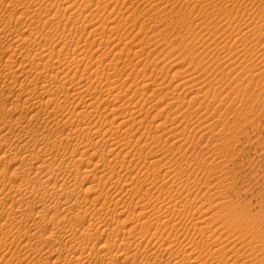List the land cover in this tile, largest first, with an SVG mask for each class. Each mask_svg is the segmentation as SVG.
<instances>
[{
  "label": "rangeland",
  "instance_id": "1",
  "mask_svg": "<svg viewBox=\"0 0 264 264\" xmlns=\"http://www.w3.org/2000/svg\"><path fill=\"white\" fill-rule=\"evenodd\" d=\"M0 3V30L3 35L0 57L4 55V50L16 53L18 63L13 64V67H19L21 73L24 71L17 78L21 86L18 83L15 94L20 92L19 88L28 90L34 86L35 82L32 84V80L35 81L36 68L37 71L42 70V65L35 64L39 61L35 62L32 56L25 59L24 67H27L23 70L18 66L21 60L18 55L23 51L34 52L36 46H43L45 53L52 55L53 61L52 67L46 70L47 74L62 70L60 75H66L69 80L65 92L77 97L76 101H69L64 107L58 108L55 120H61V123L62 119L68 121L67 130L73 126V136L64 134V138H61L64 141L62 146L75 142L79 148L74 152L71 145L69 152L73 158L69 153L66 156L67 162L72 159L82 170L94 171L97 167L102 169L105 164L103 159L112 158L117 160V167L122 163L128 167L122 165L126 172L123 171L119 179L115 176V180H110L106 175L101 182H98V178L102 176L100 168L96 170L98 175L95 177L97 172L92 171L93 174H80L79 180L71 178L72 175L68 174L70 168H63L61 178H56L55 182L53 177L54 180L50 183L52 187L49 185L45 189H48L46 194L49 192L51 195H45L44 199L54 202L61 194V185L66 178H71L72 183L80 182L82 187L74 193L73 198L80 196L79 200L86 199V206L84 202L77 209L82 211L80 215L83 213L87 225L97 226L101 219H106L105 222L114 226L116 218H119L127 221L121 228L129 230L134 226L131 241L133 245L128 249L122 250L126 246L123 245V234L119 233L112 238L117 240L116 245H121L119 253H126L131 248L130 255L136 254L130 260L132 264H154L156 261L158 264H169L166 261L169 255V258L177 257L178 264H195L193 261H202L204 264H264V0H0ZM13 10L15 14L11 19L7 11L14 12ZM10 19L17 28L7 24ZM26 35L31 38L24 40L20 37ZM71 60L73 63H70ZM31 65L37 67L34 69ZM57 65L59 68L55 67ZM29 66L34 74L26 79L24 74L27 73L26 69H31ZM19 71L15 72L17 77ZM3 80L4 78L1 79L2 82ZM55 87L52 84L45 89L54 91ZM78 91L80 95L76 93ZM114 92L120 95L116 97L120 100L112 98ZM23 95L20 96L19 103L24 105H20L19 109L13 104L15 95L0 100V110L2 106L5 108L4 113L0 114V127L6 124L8 127L11 122L18 123L14 121L17 116L24 112L26 115L19 126L15 127V123L12 125V137L8 134V138L2 136L0 139V167L7 169L4 173V170L0 172L4 176L3 179L0 178V208L4 206L0 211L6 212L4 219L0 221V264H53L57 254L49 259L40 257L49 253L50 248L47 247L56 239L49 230L54 223L59 222L60 226L71 224L76 213L72 211V215L65 216L66 212L61 210L56 211L57 213L55 210L42 212L37 206L30 207L20 203L12 208V200L6 196L14 194L13 190L21 183L23 176L30 174L29 177L39 182L40 178L51 176L48 175L51 169L43 171L44 173L38 171L36 175L38 162L23 163L28 168H23L22 171V166L16 168L21 165L20 160L26 148L37 150L38 146L48 143L45 140L48 136L50 140L56 139L49 133L45 139L42 138L45 134H39V142L33 138L30 140V135L28 138L24 136L20 125L27 123L32 113L24 110V107L35 100H28ZM33 98L38 100L47 97L35 93ZM89 101L92 103H88ZM132 110H137L138 113L141 111L142 114L144 112L147 116H143L150 118L143 126L135 124L134 128H129L132 131L126 132L125 128L132 122L123 127H118L117 122L125 119ZM113 117L117 118L116 121L113 120L117 127L112 121ZM10 118H13L11 122ZM86 119L91 120L87 123ZM40 122V126H43L46 119H41ZM155 123H160L158 129ZM17 131L22 133L24 140ZM73 133H77V136ZM18 134L22 140L17 142L26 146L22 147L14 141L19 138L16 136ZM148 134L157 135L158 142L146 136ZM109 135L117 141H123L122 138L128 136L131 143L121 144V147L110 152L107 144ZM76 138L80 139V144ZM138 138L139 143L136 142ZM85 141L86 147H82ZM12 147L14 148L11 149ZM5 151L9 152L8 155ZM60 152L63 151L60 149ZM49 153L48 157L54 156L53 152ZM140 154H150L151 157H147L153 161L146 163L137 160L136 156ZM47 155L45 153L39 160L43 162L44 158H48ZM61 155L64 156L63 153L57 155L60 157L56 156V161L62 162ZM59 162H54L51 166L54 168ZM89 163L97 167L94 168ZM75 167L77 164L72 170ZM35 175L37 178H34ZM89 185L96 190H87ZM25 187L22 185V188ZM22 188L17 196L24 194L27 198L29 189ZM54 194L56 197L52 199ZM100 194H104V198ZM95 196H98L101 203L93 208L90 201L98 199ZM77 209L74 211L79 212ZM41 212L45 216L38 217ZM26 214L30 216L27 222ZM98 215L101 219L95 218ZM115 216L117 217L114 218ZM2 222L5 224L1 225ZM195 224L200 228L204 226L203 233L206 234L196 230L195 227L198 226ZM142 226H147L149 232H145L146 229ZM40 228L46 232L42 239L30 241L37 248L39 256L29 258L22 255L23 261L20 262L16 250L26 247V240H22L23 230L27 229L32 234L33 231L39 232ZM102 231L101 227L99 233ZM56 242V246L60 247L61 240ZM76 243L80 245L78 241ZM155 247L160 248V259L151 256L148 260L146 249L155 250ZM24 250L27 251V248ZM122 259L123 257L118 256L117 264H122ZM133 260L135 261L132 262Z\"/></svg>",
  "mask_w": 264,
  "mask_h": 264
},
{
  "label": "bare ground",
  "instance_id": "2",
  "mask_svg": "<svg viewBox=\"0 0 264 264\" xmlns=\"http://www.w3.org/2000/svg\"><path fill=\"white\" fill-rule=\"evenodd\" d=\"M3 1H5V0H3ZM4 3V2H3ZM1 4V3H0ZM3 5V4H2ZM10 7H12V6H10ZM14 7V6H13ZM7 10H9V9H7ZM18 10V9H17ZM14 11V10H13ZM10 15H9V18H14V14H15V11L14 12H12V11H7ZM18 12V11H17ZM2 14V13H1ZM21 14V13H20ZM19 14V15H20ZM23 15L24 14H27V13H22ZM18 15V14H17ZM18 15V16H19ZM8 18V19H9ZM9 20V22L10 23H8L7 22V24H10V26L12 27V26H14V28H17L14 24H15V22L13 21V20ZM3 20V19H2ZM3 22H5V21H3ZM3 22H1V23H3ZM17 22V21H16ZM1 25V24H0ZM4 26H5V24H4ZM9 26H7V28H8ZM5 28H6V26H5ZM2 29V28H1ZM3 29H4V27H3ZM10 29V28H9ZM19 29V28H18ZM18 29L16 30V31H18ZM8 30V29H7ZM249 30V29H248ZM5 31V30H4ZM9 31V30H8ZM8 31H6V32H8ZM15 31V30H14ZM19 32V31H18ZM31 32V31H30ZM29 32V35L31 34ZM245 33H248V31L247 32H245ZM12 34H13V31H12ZM12 34H10V35H12ZM5 36V35H4ZM6 36H8L9 37V35L6 33ZM17 36V35H16ZM28 35H26V37H24V36H20V37H23V39L24 40H28L29 38H31V37H27ZM8 37H4V38H8ZM15 37V36H14ZM2 38H3V35H2V33H1V30H0V41L2 40ZM10 38V37H9ZM13 38V37H12ZM16 39V38H15ZM19 39V37L17 38V40ZM22 39V40H23ZM22 41V42H24L25 43V41ZM14 41V40H13ZM30 41V40H29ZM46 44V43H45ZM40 45V44H39ZM46 45H48V44H46ZM49 46V45H48ZM1 47V46H0ZM16 47V46H15ZM33 47H34V45H33ZM33 47H31V48H33ZM37 47V48H36ZM34 49V52H20V54L18 55V56H20L21 57V60L19 61V65L18 66H21L22 67V69L24 70L26 67H24L25 66V59H27L28 57H30V56H32V58H34L33 60H35V62L36 61H39V62H34L35 64H40V65H42V67L39 65V67H41L42 68V70L41 71H37V66H35L34 67V65H31V66H33V68L35 69L36 68V73L34 74V72H33V69H32V67L31 66H29V67H31V69L30 70H28V69H26L27 70V73L26 74H24V76L26 75V79H30L29 77L32 75V74H34V79H35V81L34 80H32L33 82H32V84L35 82V84H34V86H32L30 89H28V90H25L24 88H19V89H21V90H19L20 92L19 93H17V94H15V89H17V85H18V83L20 82L19 81V79H17V78H19L20 77V75L21 74H23V72L24 71H22V73L18 70V68H16V69H14V65L13 64H15V63H18L17 61H18V59L16 58V56H15V54H14V52H10L9 53V51H6L5 52V50L3 51L4 52V55L3 56H1L0 57V84H1V89H0V100L2 99L3 100V98L4 99H8L9 97L11 98V97H13L14 95H15V102H13V104H14V106H16L17 108L19 107L20 108V105H22V104H20L19 103V98H20V96H22L23 94L24 95H26V97H27V99L28 100H35L34 102H31V104L30 105H26V107H24L23 109L24 110H26L27 109V111H31L32 113H31V115H29V120L27 121V123H25V124H23V125H20V127L22 128L21 130H22V132L24 133V136H27V138H28V135H30L31 137L29 138L30 140H32V138L33 139H35V140H37L38 142H39V139H40V135L39 134H45L44 135V137H42V138H46L47 136L46 135H48V133L49 134H51V135H53L54 137H56V139H54V141H52V140H50L49 139V136L47 137L48 139H45L48 143L46 144V142H45V145L43 144L42 146L40 145V146H38L39 148L36 150V149H33L32 147V149H29L30 147H28V148H26V150L25 151H23L24 152V154H23V156L21 157V160L20 161H22V163H21V165L19 166V167H16L17 169L18 168H20L21 166H22V169H21V171L23 170V168H28V167H25L24 165H22L23 163H34V162H38L37 164H38V166H37V172H36V175H38V171L40 172H43V171H48V169H51V171L49 170L48 171V175L50 174L51 176H46L47 178H44V179H41L40 178V182L39 181H37V179L36 180H33L31 177H29L28 175H30V174H28V175H26L25 177L23 176V177H21L22 178V180H20L21 181V183L19 182V184L17 185V188L15 189V188H13V189H15V190H13L14 191V194L12 193V196L9 194V195H7L6 194V196H8V198H11V200H12V204L11 203H9V204H11L10 205V207H12V208H14L18 203H20V204H27L28 206H30V207H35V206H37V207H39V210L40 211H42V212H47V211H52V210H55V212L56 211H59V210H61V211H64V212H66V215H65V213L63 214V215H65V216H67V214L68 215H72L73 214V212L74 213H76L75 215H74V217H73V221H72V223L71 224H69V225H67V226H60V223L58 222V223H54V225H53V227L52 228H50V230H49V228H48V230L50 231V232H52L51 233V235L53 234V235H55L56 236V239H53L54 240V242L53 243H51V244H49L48 245V247L47 248H50V251H49V253L47 254V255H45L44 257H42L43 255H41L40 257H41V259L42 258H48L49 259V257H52L53 255H58V257H57V259L56 260H54V262H53V264H117V260H118V256H120V257H123V259L121 260V263L122 264H132V263H130L131 261V258H133L134 259V256H136V254H133V255H130V249L129 250H127L126 251V253H119V251H120V247H121V245H116L115 244V241H117L115 238V241L112 239L113 237H115V236H118L117 234H119L120 233V235L121 234H123V239L122 240H125V241H123V245H126L125 247H123V249L122 250H124V248H126V249H128L129 247H131L133 244V242H131L132 241V236H133V229H134V226L131 228H128L129 230H125V229H123V228H121V226H124L125 224H126V222L123 220H120L119 218L117 219L116 217L117 216H115L114 218H116V225L114 224V226L112 225V223H110L109 224V222H105V220H103V219H101V217H99V215H98V217H95L96 219H101L100 220V222L101 223H99L97 226H96V224L95 225H93L92 226V224H86V220H85V217H84V215H83V213H82V215H80V213L82 212H80V208H79V210L77 209V207H80L81 205H83V203H84V205L86 204V199L85 200H79V197H75V198H73V195H74V193L75 192H77V190L79 189V188H81L82 187V185H79L80 184V182H79V184H77L75 181L72 183V181H71V178H73L74 180L75 179H77L78 177H79V175L80 174H82V173H85V174H83V175H88V174H93V173H91L93 170H91V169H89V170H82V168L80 167V165H78V163H76V162H73V160L71 159L69 162H67V160H66V156H68V154L70 153L69 151V148L71 147V145H73V147H74V152H75V150H77V145H75L74 143L73 144H69V143H66V145L65 146H62V144H63V142H62V139L61 138H64V134H72L71 132H72V130L73 129H71L73 126H70V128H69V130H67L68 129V121H66L65 119H62V123H61V120H57L56 122H55V120H56V118H57V112H58V108H61L63 105H65L67 102H69L70 101V103L71 102H74V101H76L77 100V97H75L74 96V94L72 95H70L69 94V92L68 93H66L65 91L67 90V88L65 89V87L67 86L66 84L68 83V77L66 76V75H63L62 74V76L60 75L61 74V71L59 70H57V72L55 73V74H47V71L46 70H48V69H50V67H52V65L53 64H51L53 61L51 60L52 59V55L50 56V55H48V54H46L45 53V49L43 48V46L42 47H39V46H36ZM46 47V46H45ZM62 47V46H61ZM25 48V47H24ZM27 48V47H26ZM25 48V50H27ZM47 48H49V47H47ZM51 48V47H50ZM60 48V47H59ZM9 50H10V47L8 48ZM7 48H6V50H8ZM17 49H18V47H17ZM17 49H14V51H16ZM29 49V51H31V49L30 48H28ZM53 49V48H52ZM20 50H23V49H20ZM46 50H49V49H46ZM58 50H60V49H58ZM58 50H57V52H58ZM55 51V50H54ZM17 52V51H16ZM47 53H49V51H47ZM52 53V52H51ZM60 53H61V51H60ZM61 54H63V53H61ZM47 55L49 56V57H47ZM56 55V54H55ZM58 55V54H57ZM56 57V56H55ZM68 57V56H67ZM66 57V58H67ZM5 58V59H4ZM57 58V57H56ZM65 58V59H66ZM68 60V59H67ZM76 60H78V59H76ZM51 61V62H50ZM55 61V60H54ZM66 61V60H65ZM80 61V60H79ZM81 61H83V60H81ZM25 62V63H24ZM58 62H63V61H58ZM73 63V61L71 60L70 61V63ZM56 63V62H55ZM60 63V64H61ZM77 65H78V63L77 62H75ZM74 63V64H75ZM32 64V63H31ZM79 64H81L80 62H79ZM86 65H87V63H86ZM60 66V65H59ZM63 66V65H62ZM55 67H58V65L57 66H55ZM59 68V67H58ZM21 69V68H20ZM16 70L17 71H19L20 72V74L19 73H17V74H19L18 75V77H17V75H16ZM40 70V69H39ZM35 71V70H34ZM46 71V72H45ZM44 73H46L45 74V76H44ZM63 73V72H62ZM74 74H75V72H74ZM68 75V74H67ZM2 78H4V80H3V82L1 81V79ZM151 79V78H150ZM145 79H142V81H144ZM149 80V79H148ZM22 81H24V80H22ZM31 81V80H30ZM57 81H58V84H57ZM72 81V80H71ZM2 82V83H1ZM28 83V82H27ZM26 83V84H27ZM31 83V82H30ZM52 84H54V85H56V87H55V89H54V91H52V90H47L48 88H49V86L51 85L52 86ZM144 84H145V82H144ZM21 85H20V83H19V87H20ZM24 86V85H23ZM48 86V87H47ZM45 88H47V89H45ZM51 89V88H50ZM24 91V92H23ZM52 91V92H51ZM81 91V90H80ZM80 91H78V92H76L77 94H79V92ZM117 91V90H116ZM118 92H120V91H118ZM35 93H39V94H41L42 96H45V97H47L46 99H38V100H36V99H34L33 98V95L35 94ZM122 93V92H121ZM97 94V93H96ZM109 94H111V93H109ZM117 94V95H116ZM23 95V96H24ZM80 95V94H79ZM78 95V96H79ZM85 95V94H84ZM83 95V96H84ZM89 95H90V93H89ZM99 95V94H98ZM112 95V94H111ZM110 95V96H111ZM119 94L116 92H114V94L112 95V96H114V97H112L113 99L115 98V100L116 99H118V98H116L117 96H118ZM92 96V95H91ZM101 96V95H100ZM120 96V95H119ZM25 97V98H26ZM98 97V96H97ZM103 97V96H102ZM105 97V96H104ZM108 97V96H107ZM94 98V97H93ZM93 98H89L90 100L91 99H93ZM111 98V97H110ZM111 98V99H112ZM81 99V98H80ZM79 99V100H80ZM85 99H87V98H85ZM14 100V99H13ZM26 99H24V101H25ZM27 100V101H28ZM95 100V99H94ZM114 100V101H115ZM118 100H120V99H118ZM93 101V100H92ZM97 101V100H96ZM106 101V100H105ZM109 101V100H108ZM79 102V101H78ZM84 102V101H83ZM122 102V101H121ZM24 103V102H23ZM88 103H92V102H88ZM97 103V102H96ZM1 104H2V102H1ZM12 104V103H11ZM10 104V105H11ZM12 104V105H13ZM44 104H46V105H44ZM87 104V103H86ZM108 104H110V103H108ZM122 104V103H121ZM11 105V106H12ZM24 105V104H23ZM23 105H22V107H23ZM88 106H91L90 104H87ZM86 105V106H87ZM105 105V104H104ZM1 106V105H0ZM85 106V107H86ZM64 107V106H63ZM92 107V106H91ZM117 107V106H116ZM118 107H119V105H118ZM3 106L1 107V110H0V114H2V113H4V110H5V108H3ZM18 108V109H19ZM120 108V107H119ZM122 108V107H121ZM8 109V108H7ZM97 109V108H96ZM105 108H103V110H104ZM117 109V108H116ZM110 110H113V108H111ZM9 111V110H8ZM91 111V110H90ZM137 110H135V111H131L129 114H128V116L124 119H121V120H119L120 122H117V123H119L118 124V127H123V125H128V123L129 122H132L131 123V125L130 126H128L127 128H123L122 130H125L126 132H127V130L130 132V131H132V130H130L129 128H134V126H135V124H137V126H143L145 123H147V120L150 118H147V117H144L146 114L143 112V114L142 113H138V112H136ZM24 112V111H23ZM73 112V111H72ZM71 112V113H72ZM80 112V111H79ZM97 112V111H96ZM25 113V112H24ZM24 113H21L19 116H17L18 118H16V120H14V121H18V123H16V122H11L12 120H13V118H10V122L12 123V124H10V125H8V127H7V124L6 123H8V122H6L5 124H6V126L4 125V126H2V127H0V139H1V137L3 136V137H7L8 138V134H9V136H11V134H10V131H12L11 129V127H12V125L14 126V123H15V127L18 125L19 126V123H21V121H22V119H24V117L26 116V115H24ZM70 113V114H71ZM91 113V112H90ZM149 113V112H148ZM74 115V114H73ZM144 115V116H143ZM181 115V114H180ZM99 116V115H98ZM147 116V115H146ZM157 116V115H156ZM69 117V116H68ZM67 117V118H68ZM79 117V116H78ZM95 117V116H94ZM117 118H118V116H117ZM117 118H115V117H113V119H112V121L114 120V121H116V119ZM153 118V117H152ZM18 119V120H17ZM41 119H46V124L45 125H43L42 126V124H41V126H40V123H42V122H40V120ZM71 119H72V117H71ZM154 119H155V116H154ZM52 120V121H51ZM64 120V121H63ZM86 120H88V119H86ZM91 120V119H90ZM90 120H88V122L87 123H89V121ZM153 120V119H152ZM43 121V120H42ZM98 121V120H97ZM114 121H113V123H114ZM55 122V123H54ZM69 122L70 123H72L70 120H69ZM2 123V122H1ZM50 123H54V124H50ZM69 123V125H72V124H70ZM91 123H93L92 121H91ZM134 123V124H133ZM139 123V124H138ZM149 123V122H148ZM9 124V123H8ZM85 124H86V122H85ZM115 124V123H114ZM151 124H152V121H151ZM3 125V124H2ZM110 125H111V122H110ZM109 125V126H110ZM156 125V126H155ZM155 125H153V126H155V127H157V129L159 128V126H160V123L159 124H156L155 123ZM86 126H89V124L88 125H86ZM91 127L92 126H94V125H90ZM101 126V125H100ZM115 126H116V124H115ZM35 127H37V128H35ZM78 127V126H77ZM76 127V128H77ZM81 127H83V126H81ZM80 127V128H81ZM85 127V126H84ZM117 127V126H116ZM87 129H89L88 127H86ZM94 128V127H93ZM107 128H109V127H107ZM115 128V127H114ZM137 128V127H136ZM75 129V128H74ZM86 129V131H89V130H87ZM110 129H112L111 127H110ZM121 129V128H120ZM19 130H20V128H19ZM78 130L79 131H81V129H79L78 128ZM93 130V129H92ZM91 130V131H92ZM96 130V129H95ZM109 130V129H108ZM44 131H47V133H45ZM68 131H69V133H68ZM74 131V130H73ZM75 131H77V130H75ZM101 131V130H100ZM105 131V130H104ZM110 131V130H109ZM111 131H113V130H111ZM17 132H20V131H17ZM96 132V131H95ZM102 132V134H104L103 133V131H101ZM126 132H124V134L126 133ZM21 133V132H20ZM19 133V134H20ZM25 133H27V135H25ZM89 133V132H88ZM91 133H93V131L91 132ZM106 133V132H105ZM108 133V132H107ZM143 133V132H142ZM147 133H148V131H147ZM147 133H145L144 132V134H147ZM150 133V132H149ZM19 134L18 135H16V136H18L19 138L17 139L16 137V139L17 140H14V141H20V140H22L23 139V137H22V133H21V137H22V139L20 138V136H19ZM73 134H75V133H73ZM77 134V133H76ZM75 134V135H76ZM80 134V133H79ZM83 134V133H82ZM84 134H85V132H84ZM90 134V133H89ZM97 134V133H96ZM95 134V135H96ZM112 134H113V132H112ZM117 134V133H116ZM115 134V135H116ZM128 134H130V133H128ZM127 134V135H128ZM151 134V133H150ZM150 134H148V135H146V136H148L151 140H155L156 142H158V138H157V135H155V136H153V135H150ZM50 135V136H51ZM43 136V135H42ZM69 136V135H68ZM71 136H73V135H71ZM77 136V135H76ZM84 136V135H83ZM86 136V135H85ZM84 136V138L85 139H87L86 137ZM88 136V135H87ZM99 136H100V134H99ZM104 136V135H103ZM107 136V135H106ZM113 136V135H112ZM118 136V135H117ZM119 136H121V135H119ZM12 137V136H11ZM65 137H66V135H65ZM70 137V136H69ZM79 137V136H78ZM109 138L111 137L110 135L108 136ZM116 137V136H115ZM128 136H124L123 138H122V140L123 141H117V139L115 140V139H113V138H108L107 139V144H108V146L110 147L109 148V150L108 151H110V152H112V150H114L116 147H118V146H120L121 147V144L123 145V144H129V138H127ZM148 137H147V139H148ZM14 138V137H13ZM51 138V137H50ZM72 139H75V138H73V137H71ZM83 137L81 136V138L80 139H82ZM100 138V137H99ZM107 138V137H106ZM119 138V137H118ZM121 138V137H120ZM160 138V137H159ZM28 139V140H29ZM66 139H67V137H66ZM80 139L79 138H76V140H78V142L80 141ZM6 140V139H5ZM4 140V141H5ZM10 140H12V139H10ZM24 140V139H23ZM60 140H61V142H60ZM139 138H138V140H136V142L138 141V143H139ZM9 141V140H8ZM13 141V140H12ZM42 142H44V140L42 139L41 140ZM41 141H40V143H41ZM87 141V140H86ZM86 141H85V143H84V145L86 144ZM97 141V140H96ZM16 142H15V144H16ZM26 142H29V141H26ZM66 142V141H65ZM82 142H83V140H82ZM124 142V143H123ZM136 142H134V143H136ZM148 142V141H147ZM8 143V142H7ZM12 143V142H11ZM18 143V145L20 144L21 145V143H19V142H17ZM24 143H25V141H24ZM131 143V142H130ZM155 143V142H154ZM13 144V143H12ZM22 144H23V142H22ZM65 144V143H64ZM78 144V143H77ZM79 144H80V142H79ZM147 144V143H146ZM146 144H144V146L146 145ZM25 145V144H24ZM24 145L22 146V147H24ZM82 146V147H86V145L85 146ZM88 145V144H87ZM124 145V146H125ZM130 145V144H129ZM20 146V147H21ZM26 146V145H25ZM100 146V145H99ZM128 146V145H127ZM143 146V145H142ZM21 147V148H22ZM76 147V148H75ZM89 147V146H88ZM123 147V146H122ZM14 147H12L11 149H13ZM34 148H36V147H34ZM103 148V147H102ZM18 149V148H17ZM20 149V148H19ZM60 149H61V151H63V152H60ZM79 149V148H78ZM122 149V148H121ZM120 149V150H121ZM142 149V148H141ZM22 150V149H21ZM24 150V149H23ZM107 150V149H106ZM8 151V150H7ZM88 151V150H87ZM96 151H98V149L96 150ZM95 151V152H96ZM6 152V151H5ZM4 152V153H5ZM10 152H11V150H10ZM14 152H16L17 153V151H14ZM48 152H50V153H52L53 152V154H54V156L53 157H48V155H47V153ZM72 152V151H71ZM84 152H86V151H84ZM93 152H94V150H93ZM109 152V153H110ZM158 152V151H157ZM7 153V152H6ZM6 153H5V155H6ZM9 153V152H8ZM8 153H7V155H8ZM13 153V152H12ZM15 153V154H16ZM20 153H22V152H20ZM45 153H46V157H48V158H44V160H43V162H41L39 159L41 158V156H43V155H45ZM49 153V154H50ZM60 153H63L64 154V156H62V162H59V160H57L59 163L58 164H55V167L53 168L51 165L52 164H54V162H57L56 161V159L55 158H57V157H60V156H57L58 154H60ZM154 153V152H153ZM83 154V153H82ZM81 154V155H82ZM91 154H93V153H91ZM57 156V157H56ZM69 156H71V158H73V156H72V153H70L69 154ZM86 156H88V155H86ZM91 156V155H90ZM93 156V155H92ZM91 156V157H92ZM95 156V155H94ZM111 156V155H110ZM126 156V155H125ZM147 156H150L151 157V155L149 154V155H146V156H143V155H138V156H136V158H137V160H143V162H148V161H150V162H152L151 160H150V158L149 157H147ZM16 157H17V155H16ZM100 157V156H99ZM104 157V156H103ZM123 157V156H122ZM121 157V158H122ZM153 157H155V156H153ZM7 158V157H6ZM15 158V157H14ZM17 158H19V157H17ZM87 159H88V157H86ZM127 158V157H126ZM1 159V158H0ZM16 159V158H15ZM123 159V158H122ZM91 160V159H90ZM98 160H100V159H98ZM40 161V162H39ZM77 161V160H76ZM83 161V158H81V162ZM97 161V160H96ZM100 161H102V160H100ZM103 161H105V164L103 165V167H102V169H101V167H99L100 168V174H102V176H101V178L99 179L98 178V182H101L102 181V178L104 179V177L106 176V178L108 177V178H110V180H111V178H114L115 176H118L117 178L119 179L120 177V175H121V173L123 172V171H125L126 172V169L122 166V165H124L123 163L120 165V167H117V165H116V163H117V160L115 159H112V158H105V160L103 159ZM0 162H1V160H0ZM78 162V161H77ZM95 162V161H94ZM98 162V161H97ZM121 162H124L123 160L121 161ZM65 163H68V164H65ZM77 164V167H75L74 168V170H72L73 169V167ZM137 163H138V161H137ZM137 163H135V164H137ZM89 164H91V163H89ZM96 164V163H95ZM119 164V163H118ZM153 164H155V163H153ZM36 165V164H35ZM91 165H94V164H91ZM96 165H98V163L96 164ZM100 165V164H99ZM98 165V166H99ZM101 165V166H102ZM157 165V164H156ZM156 165H154V166H156ZM24 166V167H23ZM27 166V165H26ZM90 166V165H89ZM95 166V165H94ZM124 166H126V165H124ZM97 166H95L94 168H96ZM1 168V167H0ZM15 168V169H16ZM63 168H67V170H69L68 168H70V173H68V174H70V175H72L71 176V178H69V180L66 178V180L64 179V181H63V183H62V192H61V194L59 195L58 193V197H56L55 196V194H54V198H52V199H55V197L57 198L54 202H48L46 199H44L45 198V195H51V194H46V192L48 191V189L47 190H45L46 188H48L47 186H49V185H51V187H52V184H50L51 183V181H53L54 180V178L53 177H55V182H57L56 181V178H58L59 177V179L61 178L60 177V174L62 173V172H64V170H63ZM93 168V167H92ZM98 167L94 170V171H96V170H98L99 169ZM126 168H128L127 166H126ZM148 168H151V167H148ZM2 169V168H1ZM4 170V171H3ZM34 170V169H33ZM132 170V169H131ZM149 170V169H148ZM152 170V169H151ZM156 170V169H155ZM3 171V173L5 172V171H7V169L4 167V169H2V170H0V172H2ZM17 171V170H16ZM93 171V172H94ZM13 172V171H12ZM29 171H27V173H28ZM97 173L94 175V177L96 176V175H98V171H96ZM154 172V171H153ZM152 172V173H153ZM17 172H15V174H16ZM33 173V172H32ZM44 173V172H43ZM129 173V172H128ZM1 174L2 173H0V178L2 177L1 176ZM18 174V173H17ZM24 174V173H23ZM46 174H47V172H46ZM123 174V173H122ZM130 174V173H129ZM133 174V173H132ZM146 174H148V172L146 173ZM36 175H35V177L34 178H37L36 177ZM62 176V175H61ZM69 176V175H68ZM147 177H148V175H146ZM151 176H153V175H151ZM4 177V176H3ZM3 177L1 178V179H3ZM16 177H18V176H16ZM133 177V176H132ZM150 177V176H149ZM116 178H114V180H115ZM128 179V178H127ZM152 179V178H151ZM157 179L158 178H156V182H157ZM78 180H79V178H78ZM113 180V181H114ZM5 181V180H4ZM35 181H37V182H35ZM117 181V180H116ZM119 181V180H118ZM155 181V180H154ZM153 181V182H154ZM84 182V181H83ZM127 182V181H126ZM132 182V181H131ZM130 182V183H131ZM134 182V181H133ZM150 182V181H149ZM15 184V183H14ZM58 184V183H57ZM149 184V183H148ZM22 185H24V186H26L27 187V189H29V191H28V194L29 195H27V198L26 197H24V194L23 195H19V196H17L18 194H20L21 192H20V188H22ZM54 185V184H53ZM56 185V184H55ZM90 185H92V184H90ZM89 185V189H88V187H86L87 188V190H90V191H94L93 189H95L96 190V188H94L93 186H90ZM96 185H97V183H96ZM99 185V184H98ZM101 185V184H100ZM133 185V184H132ZM150 185V184H149ZM16 186V185H15ZM57 186V185H56ZM88 186V185H87ZM123 186V185H122ZM25 187V188H26ZM50 187V188H51ZM92 187V188H91ZM99 187V186H98ZM25 188H22V189H25ZM56 188V187H55ZM129 188V187H128ZM149 188V187H148ZM120 189H122V187L120 188ZM136 189V188H135ZM61 190V189H60ZM126 190H128V189H126ZM146 190H148L147 188H146ZM10 191H12L11 189H10ZM25 191V190H24ZM58 191V190H57ZM85 191H86V189H85ZM124 191V190H123ZM131 191H135V190H131ZM138 193H139V190H136ZM148 191H150V190H148ZM147 191V192H148ZM23 192V191H22ZM55 192V191H54ZM102 192H104V191H102ZM118 192V191H117ZM121 192V191H120ZM8 193V192H7ZM106 193V192H105ZM133 193H135V192H133ZM26 194V193H25ZM99 194V193H98ZM97 194V195H98ZM102 194V193H101ZM100 194V195H101ZM111 194V193H110ZM104 195V194H103ZM103 195H101V197L103 196ZM147 195V194H146ZM145 195V196H146ZM63 196H64V198L65 197H67L66 199H64L63 198ZM107 196H108V194H106V197L105 198H107ZM133 196H135V195H133ZM139 196V195H138ZM96 198H98V196H95ZM100 197V198H101ZM1 198H3V197H1ZM94 198V197H93ZM102 198H104V197H102ZM113 198V197H112ZM137 198V197H136ZM141 198H142V195H141ZM140 199V198H139ZM89 200V199H88ZM110 200V199H109ZM144 200V199H143ZM149 200V199H148ZM90 202H92V207L93 208H95L96 207V205H98L99 203H101L100 201H99V198L98 199H92ZM116 202V201H115ZM139 202V201H138ZM146 202V201H145ZM0 203H1V201H0ZM4 203V202H3ZM88 204V203H87ZM15 205V206H14ZM88 205H90V204H88ZM103 205V204H102ZM106 205V204H105ZM8 206V205H7ZM26 206V205H25ZM86 206V205H85ZM17 207V206H16ZM91 207V208H92ZM99 207V206H98ZM104 207V206H103ZM4 208V206L2 207V208H0V210L1 209H3ZM29 208V207H28ZM87 208V207H86ZM102 208V207H101ZM15 209H17V208H15ZM74 209H77V211H79V212H75L74 211ZM88 209H90V208H88ZM88 209H85V210H88ZM155 209V208H154ZM7 210V209H6ZM156 210V209H155ZM159 210V209H158ZM4 211L5 210H2V211H0V221L1 220H3L4 219V217H5V214H6V212L4 213ZM15 211V210H14ZM39 211V212H40ZM60 211V212H61ZM73 211V212H72ZM90 211V210H89ZM11 212H12V210H11ZM10 212V213H11ZM32 212V211H31ZM41 212V213H42ZM59 212V213H60ZM86 212V211H85ZM49 213V212H48ZM57 213V212H56ZM91 213V212H90ZM139 213V212H138ZM25 214V213H24ZM24 214H23V216H24ZM55 214V213H54ZM79 214V215H78ZM140 214V213H139ZM11 215V214H10ZM38 215V214H37ZM41 215H44L43 213L42 214H39V216L38 217H42ZM92 215V214H91ZM22 216V217H23ZM28 216V217H27ZM45 216V215H44ZM43 216V217H44ZM58 216V215H57ZM60 216V215H59ZM47 217V216H46ZM6 219V218H5ZM20 219H21V216H20ZM30 219V216L29 215H27L26 214V218H25V221L27 222L28 220ZM41 219H43L44 220V218H41ZM130 219H132L131 217H130ZM130 219H128V220H130ZM22 220H23V218H22ZM112 221H113V219H111ZM19 221H21V220H19ZM114 221H115V219H114ZM4 222H6V221H4ZM4 222H2L3 224H1V225H4L5 223ZM99 222V221H98ZM105 222V223H104ZM22 223V222H21ZM29 223V222H28ZM42 223V222H41ZM114 223V222H113ZM193 223V222H192ZM25 224V223H24ZM43 224V223H42ZM199 224V223H198ZM34 225V224H33ZM45 225V224H44ZM143 225V224H142ZM196 226H198L197 224H195ZM42 226V225H41ZM92 226V227H91ZM95 226V227H94ZM107 226V227H106ZM150 226V225H149ZM78 227V228H77ZM101 227L103 228V231L101 232V233H99V230H101ZM144 226H142V228H143ZM204 227V226H203ZM203 227L201 226V228L198 226V227H195V229L196 230H199V231H202L201 233H203ZM36 228V227H35ZM47 228V227H46ZM94 228H96L95 229V231H93L94 230ZM145 228V227H144ZM146 228H147V226H146ZM145 228V229H146ZM28 229V228H27ZM27 229H26V231H24L23 230V234H22V240H26V247L25 248H20L19 250H16V252H18L17 253V255H18V258H19V261L21 262V261H23V258H21V256L22 257H24V256H28L29 258H37L36 256L38 255V251H37V248H35V247H33L34 245L32 244V243H30V241L31 240H33V239H36L37 241H39V240H41L42 239V236H43V231H44V229H41L40 228V230H38L39 232H37V231H33L32 232V234H30L28 231H27ZM39 229V228H38ZM205 229V228H204ZM29 230V229H28ZM148 229H146V230H144L145 232L147 231ZM206 230V229H205ZM204 230V231H205ZM32 231V230H31ZM46 231V230H45ZM125 231V232H124ZM13 232H15V231H13ZM12 232V236L11 237H13V233ZM17 232V231H16ZM35 232V233H34ZM123 232V233H122ZM142 232V231H141ZM144 232V233H145ZM147 232H149V230L147 231ZM20 233V232H19ZM46 233V232H45ZM44 233V234H45ZM143 233V234H144ZM208 233V232H207ZM206 233L204 232L203 233V235H205ZM15 235H17V234H15ZM18 235H20V234H18ZM47 235V234H46ZM46 235H44L45 237H46ZM21 236V235H20ZM20 236H18V237H20ZM15 237H17V236H15ZM14 237V238H15ZM211 237V236H210ZM121 238V237H120ZM21 239V238H20ZM102 239H103V241L104 242H102ZM111 239L114 241H112L111 242ZM14 240H16V239H14ZM35 240V241H36ZM57 240H61V244H60V247H57L56 246V243H58V242H56ZM78 241L79 243H80V245H78L77 243H76V241ZM11 241H12V239H11ZM19 241V240H18ZM56 242V243H55ZM119 242H121V241H119ZM170 243H171V241H170ZM11 244V243H10ZM24 244V245H25ZM63 244V245H62ZM33 245V246H32ZM58 245V244H57ZM70 245V246H69ZM169 245V244H168ZM167 245V246H168ZM10 246H12V244L10 245ZM170 246V245H169ZM173 246H174V244H173ZM24 247V246H23ZM159 247V246H158ZM27 248V251L26 250H24V249H26ZM156 248V247H155ZM154 248V249H155ZM152 249V248H151ZM148 250V249H146V258L148 259V258H150L151 256H155V258L157 259L158 258V260L160 259V248H156L155 250ZM40 250V249H39ZM47 250V249H46ZM37 251V253L35 254V252ZM65 251V252H64ZM151 251V252H150ZM135 252V251H134ZM13 253V252H12ZM39 253H40V251H39ZM44 254H45V252H43ZM133 253V252H132ZM170 254H171V252H170ZM175 254V253H174ZM173 254V255H174ZM66 255V256H65ZM78 255V256H77ZM169 255V254H168ZM167 255V256H168ZM178 255V254H177ZM39 256V255H38ZM164 256V255H163ZM162 256V257H163ZM179 256V255H178ZM170 257V255L168 256V259L166 260L169 264H178V260L176 259V258H173V257H171V258H169ZM173 258V259H172ZM200 258V257H199ZM198 258V259H199ZM155 259V260H156ZM201 259V258H200ZM29 260V259H28ZM38 260H40L39 259V257H38ZM37 260V261H38ZM148 260H150V259H148ZM135 260H133L132 262H134ZM154 261V260H153ZM157 262V261H156ZM154 263V264H158V263ZM159 262V261H158ZM165 262V261H164ZM195 264H204V263H202V261L200 262V261H193ZM136 263V262H135ZM142 263V262H141ZM160 263V262H159ZM134 264V263H133ZM143 264H150V262H144Z\"/></svg>",
  "mask_w": 264,
  "mask_h": 264
}]
</instances>
